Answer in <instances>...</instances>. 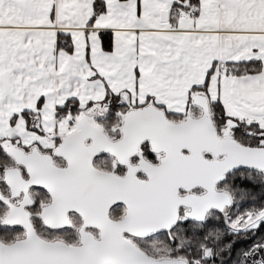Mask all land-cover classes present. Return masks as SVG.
<instances>
[{
	"label": "snow or ice",
	"instance_id": "obj_1",
	"mask_svg": "<svg viewBox=\"0 0 264 264\" xmlns=\"http://www.w3.org/2000/svg\"><path fill=\"white\" fill-rule=\"evenodd\" d=\"M0 264H264V0H0Z\"/></svg>",
	"mask_w": 264,
	"mask_h": 264
}]
</instances>
